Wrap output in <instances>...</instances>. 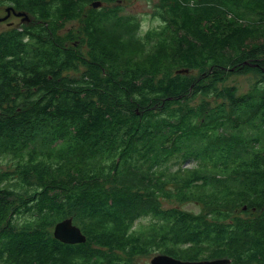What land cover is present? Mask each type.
<instances>
[{
  "label": "trees",
  "instance_id": "16d2710c",
  "mask_svg": "<svg viewBox=\"0 0 264 264\" xmlns=\"http://www.w3.org/2000/svg\"><path fill=\"white\" fill-rule=\"evenodd\" d=\"M125 1L0 0L30 19L0 33V264H264V0H159L140 63L100 31ZM69 218L84 243L54 238Z\"/></svg>",
  "mask_w": 264,
  "mask_h": 264
},
{
  "label": "rangeland",
  "instance_id": "374dc122",
  "mask_svg": "<svg viewBox=\"0 0 264 264\" xmlns=\"http://www.w3.org/2000/svg\"><path fill=\"white\" fill-rule=\"evenodd\" d=\"M91 4H89V6L85 8V14L91 9L101 10L103 12L113 9V7L115 6V4L101 2V6L95 9L91 6ZM158 4L159 0H127L125 2L118 3V5L115 7V10L118 14V17H116V19L121 18L122 24L114 25L109 23L106 24L104 22L102 25H100V31L106 39L114 38L115 41H122L125 44L126 49L124 55L127 60L130 59L132 62L140 63L141 58L149 52L156 53V51H154V49L157 48L156 42L154 44L150 43L147 36H152L154 33L163 31V22L156 15V6ZM8 7H10L9 4L0 3V17L6 15L5 9ZM7 20L6 22H0V33L10 28L9 26H12L11 28L13 29H20V27L22 26L20 25V20L17 19V17H14V15L12 14H10ZM82 24V16L81 18L66 22L60 26L58 36H60L63 41L66 42L67 46L78 47L80 38L82 37L80 32ZM167 40H169V43L167 44H170L172 42L171 39ZM173 48H175L174 45ZM139 66L142 67L141 65ZM167 68H169V66ZM79 72L80 69L78 73ZM161 72L162 71H159L157 73ZM73 73L74 72H70L69 74L73 75ZM188 74H190L191 76L197 75V72H189ZM160 76H163V73ZM226 76L227 79L224 82L223 86H234L236 90L235 93L237 95H244L251 88L258 77L252 72H239L231 74L227 73ZM210 102L211 104H214L215 98H211ZM197 103L198 100L194 102L193 106ZM1 162L2 160L0 158V169L2 168ZM183 166L185 168H192V166H194V162H186ZM178 207L193 214L204 213L203 207L194 203L188 202L179 205ZM150 220V216L147 215L145 217H142L139 221H135L134 226L143 227V225H145ZM159 255L160 254L158 253V251H152L150 254L133 258L132 264H151V260Z\"/></svg>",
  "mask_w": 264,
  "mask_h": 264
},
{
  "label": "water",
  "instance_id": "95a60500",
  "mask_svg": "<svg viewBox=\"0 0 264 264\" xmlns=\"http://www.w3.org/2000/svg\"><path fill=\"white\" fill-rule=\"evenodd\" d=\"M93 8H99L101 6V2L96 1L91 4ZM6 15L0 17V22L6 21L10 14L15 17L20 18L21 22L28 23L30 21L28 14L25 12H17L13 7H8L5 9ZM54 238L65 245H74L84 243L86 238L82 234L81 230L75 226L72 222V219H65L59 223H57L53 230ZM229 260H216L211 262H206V264H229ZM151 264H200V263H191L185 262L181 260H177L165 255L156 256L151 260Z\"/></svg>",
  "mask_w": 264,
  "mask_h": 264
},
{
  "label": "flooded vegetation",
  "instance_id": "af4514ba",
  "mask_svg": "<svg viewBox=\"0 0 264 264\" xmlns=\"http://www.w3.org/2000/svg\"><path fill=\"white\" fill-rule=\"evenodd\" d=\"M14 17H15V16H14ZM17 19L20 20V18H18V17H17ZM7 21H8V20H7ZM5 22H6V21H5ZM20 23H21V25H24L23 22H21V20H20ZM9 27H11V26H9Z\"/></svg>",
  "mask_w": 264,
  "mask_h": 264
}]
</instances>
